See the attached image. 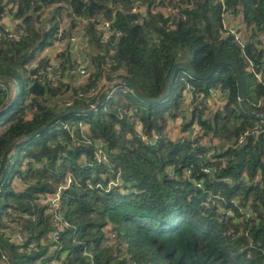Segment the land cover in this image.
<instances>
[{
    "label": "trees",
    "instance_id": "obj_1",
    "mask_svg": "<svg viewBox=\"0 0 264 264\" xmlns=\"http://www.w3.org/2000/svg\"><path fill=\"white\" fill-rule=\"evenodd\" d=\"M136 1L0 0V157L19 140L0 163V257L50 264L54 244L65 264H264V138L247 134L237 142L245 129L264 127V0H140L134 12ZM166 6L176 10L165 13ZM224 7L237 8L258 36H249L243 51L224 27ZM69 9L88 18L82 34L89 73L78 84L71 46L56 56V77L38 74L46 58L33 64L55 40L62 14L70 18L67 31L78 24ZM103 17L120 30L107 41L97 28ZM187 47L198 73L219 56L234 60L244 101L256 113L241 105L236 71L227 61L206 78L176 69L160 101L141 99L119 81L100 91L111 80L129 78L146 95H159L174 62L187 60ZM9 78L18 80L10 99ZM187 82L220 103L204 108L192 99L187 111ZM69 98L73 103L66 106ZM76 105L83 110L23 139ZM178 117L179 131L197 122L209 145L178 135L147 145L135 135L138 125L145 134L162 133ZM80 120L84 132L73 127ZM96 141L106 160L95 158ZM68 179L60 208L69 224L52 240L51 215L38 201ZM16 230L23 232L21 241L13 239Z\"/></svg>",
    "mask_w": 264,
    "mask_h": 264
},
{
    "label": "built area",
    "instance_id": "obj_2",
    "mask_svg": "<svg viewBox=\"0 0 264 264\" xmlns=\"http://www.w3.org/2000/svg\"><path fill=\"white\" fill-rule=\"evenodd\" d=\"M159 7V6H157ZM141 9V4L140 0L136 1V4L131 8V11H138ZM176 10L175 7H162V11L165 13H169L171 11ZM70 16L74 17L76 20L81 21L83 23L88 21V18H85L83 16L76 15L72 9H69ZM223 16V22H224V27L233 34V40L235 43L238 45L239 49L243 51L244 44L247 41L248 37L251 36L253 40L257 39V34H254L249 26H245L243 24L242 19H241V13L237 8L234 7H227L223 8L222 12ZM70 18L66 17V15L62 14L61 17H59V22H58V32L56 33V38L51 43L50 45L46 46L43 50H41L37 57L34 59L33 64H35L39 59L41 58H46L45 64H43L39 69H38V74H48L52 77H56L57 73L60 71V67L56 61V56L60 52L64 51L67 46L73 47L75 49L76 44L78 43L77 39L78 37L76 34L72 31H67V26L68 24L66 23L67 20ZM112 19L108 18H101L97 22V28L100 30L101 33V38L102 40H110L111 36L113 34H120L119 29H114L112 28L111 25ZM77 28V26L74 27V29ZM83 33V32H82ZM81 33V34H82ZM83 35V34H82ZM85 42H87V37L84 35ZM80 48V47H79ZM81 49V48H80ZM50 53H52L50 55ZM54 58V59H53ZM253 63L250 61V67L252 71L254 72V75L261 80V76L259 73L255 72L253 69ZM74 72L77 73L78 76H86L89 73V70L87 67H85L82 63H77ZM121 79H114L111 80L110 82L106 83L105 86L103 87V90L107 89L111 84H113L115 81H120ZM8 85H9V99L15 94L17 86H18V80L15 78H9L7 79ZM96 87H92L91 90H95ZM100 90V91H103ZM214 92H212L213 94ZM82 93H80L81 95ZM185 100L187 99L188 102L186 103L188 106L185 107L187 111H190L194 106L190 105V102L192 99L196 101L199 106L204 107V108H209V106L212 104V98L211 97H202L200 94L195 92L193 90V86L187 82L186 83V89H185ZM73 103V99L69 98L65 101L66 106H71ZM94 103L90 104V107H93ZM262 122L264 123V117L262 119ZM79 127L82 129V131H85V123L80 120L78 121L77 125H74L73 127ZM64 127L67 130H71L69 125H64ZM178 131V136H180L181 140L186 141V140H192L195 142H199L203 145H209V141L205 139V137L202 135V129L200 125L197 122H194L191 124L190 128L185 131ZM247 134H251L252 136H259L261 135L262 138H264V127L258 125L250 129H245L238 137H237V142L242 143L244 140V136ZM84 135V133H83ZM136 137L141 140L144 144L150 145L154 142H156L160 137L162 138H172L176 136L174 132H172L170 129L164 130L162 133L158 132H152L151 134H145L141 126L136 127V132H135ZM84 138L86 139L87 137L84 135ZM89 142V140H87ZM95 146V158L100 161V160H106V154H105V149L103 144L100 141L94 142ZM198 156H201L199 154ZM83 164H88V161L86 159L82 160ZM206 172H209L210 169L209 167L204 168ZM190 170L187 169V173H189ZM69 183V179L67 180L66 184L59 186L58 189L54 194H47L45 196L40 197L39 199V204L43 205L45 211L51 215V220L53 224V229L50 231V238L52 240H57L59 238L60 231L63 229V227L67 226L69 223L67 220L63 218L61 208H60V193H61V187H66L67 184ZM194 183L196 186L200 187L201 182L199 180H195ZM23 232L16 230L13 233V239L21 241L23 239ZM52 250H50V259L49 262L50 264H65V262L54 255L55 250L54 249V244H51L50 247ZM0 263L1 264H11L10 263V258L7 254L1 253L0 257Z\"/></svg>",
    "mask_w": 264,
    "mask_h": 264
},
{
    "label": "water",
    "instance_id": "obj_3",
    "mask_svg": "<svg viewBox=\"0 0 264 264\" xmlns=\"http://www.w3.org/2000/svg\"><path fill=\"white\" fill-rule=\"evenodd\" d=\"M186 55H187V60H177L176 62H174V64L172 65V67L170 68V71H169V75L166 79V84H165V87L163 89V91L155 96V97H150L148 95H146L145 93H143L139 87L136 85V83H134L132 80H130L129 78H122L119 82L122 83L123 85H126V86H129L132 91L141 99H144L146 101H150V102H155V101H160L162 100L163 98H165V96L167 95L168 93V90H169V86L171 84V81L173 79V75H174V72L176 69L178 68H182L184 71H186L191 77H194V78H206L208 75H210L213 70L215 69L217 63L219 61H227L229 63H231L234 68H235V71H236V77H237V86H238V98H239V101L241 103V105L246 109L248 110L249 112H255L249 105H247L244 101V94H243V86H242V76H241V73H240V70H239V67L237 65V63L234 61V60H231L225 56H219L217 57L212 63L211 65L209 66V68L203 72V73H198L196 72L192 67H191V59H192V53L190 52V49L187 47L186 48ZM83 110L82 106L80 105H76L66 111H63L61 113H58L56 114L55 116H53L50 120H48L45 124L31 130L30 132H28L27 134H25V136L23 137V139H28L30 138L32 135L34 134H37L40 130H42L48 123H50L51 121L59 118L60 116L62 115H65L67 113H71V112H78V111H81ZM256 113V112H255ZM259 115H262L264 116V112L262 114H259ZM19 140H14L12 141L5 149L4 151L2 152V155L0 157V163H1V160L3 158V156L5 155L7 149L11 146V145H14L15 143H17ZM0 181H1V174H0Z\"/></svg>",
    "mask_w": 264,
    "mask_h": 264
},
{
    "label": "rangeland",
    "instance_id": "obj_4",
    "mask_svg": "<svg viewBox=\"0 0 264 264\" xmlns=\"http://www.w3.org/2000/svg\"><path fill=\"white\" fill-rule=\"evenodd\" d=\"M49 11H51V10H49ZM48 11V12H49ZM64 15H65V13H64ZM67 17V16H66ZM68 18V17H67ZM66 23L68 24L69 23V20H67L66 21ZM77 26V28H75V29H73L72 30V32H74L75 34H76V36L78 37V39H77V41H78V43L76 44V46H75V49H72L73 51V55H75L74 57L76 58V60L78 61V63H82L85 67H87V63H88V53L90 52L89 50V48H88V44H86V40H85V38H84V36L81 34L83 31H84V23L83 22H81V21H79L78 22V24L76 25ZM81 49H80V48ZM52 53H50V55H51ZM54 59V58H53ZM57 59V58H56ZM58 60H56L55 62H57ZM76 74V76H77V80H76V84H78V83H83L84 81H85V78L86 77H84V76H78L77 75V73H75ZM105 86V85H104ZM104 86H102V88L100 89V90H103V87ZM17 88H18V86H17ZM212 92H214V91H212ZM18 93V92H17ZM185 96V95H184ZM221 96V95H220ZM185 98H187L186 96H185ZM185 98H184V107H187L188 105L186 104L187 102H188V100L186 99L185 100ZM67 100V99H66ZM65 100V101H66ZM216 100H217V98H216ZM186 102V103H185ZM220 103V101L218 100L217 102L216 101H213L212 100V104L209 106V107H216L217 106V104H219ZM180 120H181V118L180 117H178V122L177 123H172V125L174 126H176V127H174V128H169L172 132L173 131H175L176 129H178L179 130V127H180ZM171 125V126H172ZM175 137V136H174ZM13 185L15 186V187H17V179L16 178H14L13 179Z\"/></svg>",
    "mask_w": 264,
    "mask_h": 264
},
{
    "label": "crops",
    "instance_id": "obj_5",
    "mask_svg": "<svg viewBox=\"0 0 264 264\" xmlns=\"http://www.w3.org/2000/svg\"><path fill=\"white\" fill-rule=\"evenodd\" d=\"M72 49H73V47H72ZM72 49H71V50H72ZM72 51H73V50H72ZM177 121H178V120H177ZM171 125H172V123H171ZM171 125H170V126H171ZM171 127H172V126H171ZM174 127H176V126L174 125L172 128H174ZM3 128H4L3 126H0V131H2ZM177 130H178V129H176L175 131H173L176 135L178 134V131H177Z\"/></svg>",
    "mask_w": 264,
    "mask_h": 264
}]
</instances>
